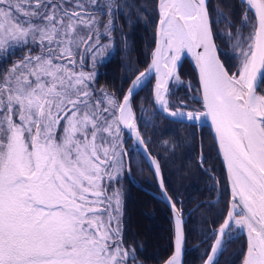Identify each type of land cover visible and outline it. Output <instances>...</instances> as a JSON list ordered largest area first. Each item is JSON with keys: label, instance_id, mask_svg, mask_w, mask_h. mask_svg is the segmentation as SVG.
I'll use <instances>...</instances> for the list:
<instances>
[{"label": "snow or ice", "instance_id": "snow-or-ice-1", "mask_svg": "<svg viewBox=\"0 0 264 264\" xmlns=\"http://www.w3.org/2000/svg\"><path fill=\"white\" fill-rule=\"evenodd\" d=\"M240 6L237 22L231 5L226 12L209 0H156L151 62L117 95L99 84L97 65L116 19L138 22L139 5L0 0V264H139L117 185L131 171L126 135L148 154L133 96L153 75L163 113L193 126L210 121L226 172L229 199L203 264H219L234 232L246 235L239 264H264V0ZM185 55L199 85L189 98L200 105L187 111L184 100L169 101ZM149 159L174 215V251L163 264H181L182 209L159 160Z\"/></svg>", "mask_w": 264, "mask_h": 264}, {"label": "trees", "instance_id": "trees-1", "mask_svg": "<svg viewBox=\"0 0 264 264\" xmlns=\"http://www.w3.org/2000/svg\"><path fill=\"white\" fill-rule=\"evenodd\" d=\"M129 2L139 5L144 10L141 18L137 22L134 15L132 23H128L124 16L116 19L111 39L114 50L108 58L97 65L99 84L117 95L121 89L126 91L131 79L134 78V73L137 74L148 64L155 43L154 22L158 20L156 0ZM209 4L210 8L219 5L226 12L229 10L225 5H231V17L237 22L241 18L240 0H209ZM248 31V28L243 29L244 34ZM217 44H222L220 39H217ZM3 66L0 64V67ZM178 73L183 83L177 87L170 86V106H176L182 99L188 108H198L197 103L189 98L190 95L197 94L196 88L190 92L185 85L192 82L196 86L194 71L187 59L180 64ZM152 85L151 79L133 96L137 124L142 135L148 138L149 153L161 164V174L168 194L177 202V206L184 214L189 212L184 224L186 240L181 263L202 264V257L212 243L209 239L211 230L218 226L229 199L225 174L207 131L204 128L197 129L192 124L163 117L154 107ZM126 140V146H129L131 141L128 138ZM199 140L203 167L196 157L199 152L197 147ZM128 151L131 171L125 172L117 185L123 197L125 239L136 249L141 264H161L174 249V224L171 213L164 202L146 191L147 189L156 191L157 184L152 170L143 160L144 157L139 151L132 149ZM143 225L148 230L144 237L139 229ZM157 232L162 233L159 242L157 239L154 240V233ZM245 238V235H240L238 239L234 236L227 251L219 256V264H239L241 246Z\"/></svg>", "mask_w": 264, "mask_h": 264}, {"label": "water", "instance_id": "water-1", "mask_svg": "<svg viewBox=\"0 0 264 264\" xmlns=\"http://www.w3.org/2000/svg\"><path fill=\"white\" fill-rule=\"evenodd\" d=\"M155 44V43H154ZM189 59V63H191V65H192V67H193V69H194V64H193V62H192V60H191V58H188ZM194 71H195V69H194ZM195 75H196V79H197V83L196 84H198V76H197V74H196V72H195ZM129 87V86H128ZM198 87H199V85H198ZM139 90V89H138ZM199 105V104H198ZM199 107H200V105H199ZM157 109L165 116V117H167V118H169V119H171V120H174L173 118H171V117H169V116H167V114L166 113H163L161 110H160V108L159 107H157ZM175 121H179L178 119L177 120H175ZM180 122V121H179ZM183 123H191L192 124V122H189V121H183ZM196 124H198L199 126H203V127H205L206 129H207V131H208V133H209V136L212 138V140H213V142H214V146H216V149H217V152H218V146L216 145V142L214 141V139H213V136H214V133H213V130L210 128V121L207 123V124H202L201 122H196ZM139 150H141V152H142V154H143V156L145 157V159L144 160H146V162L149 164V166L151 167V170H153V173H154V168H153V166L151 165V161H150V159H149V152H148V154H146L145 153V151H144V148H143V146H140V149ZM219 156V155H218ZM219 158H220V161H221V164H222V167H223V170H224V172H225V169H224V166H223V163H222V157L221 156H219ZM225 175H226V172H225ZM226 177V176H225ZM156 178V177H155ZM156 180H157V186H158V192H153V191H149V190H147L150 194H152V196H154V197H156L157 199H159V200H161L162 202H164V204H166L167 205V207L169 208V210H170V212H171V214H172V216H173V219H174V215H173V213H172V211H171V209H170V206H169V203L167 202V200L165 199V197H164V195H163V193H162V191H161V189L159 188V182H158V179L156 178ZM228 187V186H227ZM228 191H229V189H228ZM183 219H184V217H183ZM184 251V246H183V250H182V252ZM182 259H183V253H182V255H181V261H182ZM163 264V263H162Z\"/></svg>", "mask_w": 264, "mask_h": 264}, {"label": "rangeland", "instance_id": "rangeland-1", "mask_svg": "<svg viewBox=\"0 0 264 264\" xmlns=\"http://www.w3.org/2000/svg\"><path fill=\"white\" fill-rule=\"evenodd\" d=\"M106 17H105V22H106ZM226 26L224 25V24H222V26H221V28H225ZM249 29V28H248ZM247 34V32L245 33V35ZM111 39H112V36H111ZM109 41H108V39L107 38H104V39H102L101 40V43H103V44H107ZM113 43H112V40H111V47L110 48H108L107 50H106V54H105V58H104V60L106 59V58H108V56L113 52V50H114V48H113ZM103 60V61H104ZM236 63V62H235ZM233 70H235V69H233ZM152 83H153V85L152 86H154V84H155V78H153V80H152ZM189 84V83H188ZM187 84V85H188ZM159 106V105H158ZM137 120V119H136ZM127 136V135H126ZM126 138V137H125ZM130 145H131V147L133 146V144H132V142L130 143ZM130 146H129V148H131ZM200 215H202V213L200 214ZM140 230H141V234H142V236L144 237L145 235H146V233L145 232H147L148 230H147V228H145V225H143L141 228H139ZM155 234V237H154V240L155 239H157V242H159V239L161 238V234L162 233H160V232H157V233H154ZM233 235L235 236V232L233 233ZM156 242V243H157ZM157 246H161V244H157ZM139 262V261H138ZM139 264H141L140 262H139Z\"/></svg>", "mask_w": 264, "mask_h": 264}, {"label": "bare ground", "instance_id": "bare-ground-1", "mask_svg": "<svg viewBox=\"0 0 264 264\" xmlns=\"http://www.w3.org/2000/svg\"><path fill=\"white\" fill-rule=\"evenodd\" d=\"M185 56H187V55H185ZM187 57H189V58H191L190 56H187ZM183 58V57H182ZM154 76V75H153ZM155 78V77H154Z\"/></svg>", "mask_w": 264, "mask_h": 264}]
</instances>
